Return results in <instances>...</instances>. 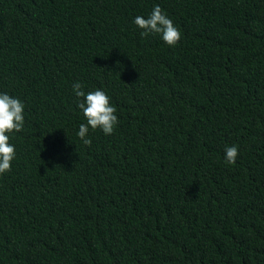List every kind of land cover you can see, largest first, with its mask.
Masks as SVG:
<instances>
[{"label":"trees","instance_id":"1","mask_svg":"<svg viewBox=\"0 0 264 264\" xmlns=\"http://www.w3.org/2000/svg\"><path fill=\"white\" fill-rule=\"evenodd\" d=\"M156 4L175 46L132 23ZM77 80L118 116L87 146ZM0 91V264H264V0H0Z\"/></svg>","mask_w":264,"mask_h":264},{"label":"clouds","instance_id":"2","mask_svg":"<svg viewBox=\"0 0 264 264\" xmlns=\"http://www.w3.org/2000/svg\"><path fill=\"white\" fill-rule=\"evenodd\" d=\"M132 23L141 31L142 37L158 34L165 44L175 46L181 39V32L173 20L156 4L145 16H136ZM72 92L76 98V107L82 113L86 123H81L76 136L83 145L92 143L90 130L101 131L105 136L114 133L118 125L116 107L110 95L103 88L84 91V84L77 80L72 84ZM25 128V103L7 91H0V175L10 171L16 158V145L12 143L15 133ZM238 145H226L224 160L234 164L238 156Z\"/></svg>","mask_w":264,"mask_h":264}]
</instances>
